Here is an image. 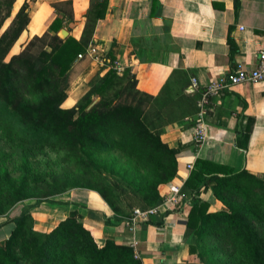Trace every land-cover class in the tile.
<instances>
[{
  "label": "trees",
  "instance_id": "1",
  "mask_svg": "<svg viewBox=\"0 0 264 264\" xmlns=\"http://www.w3.org/2000/svg\"><path fill=\"white\" fill-rule=\"evenodd\" d=\"M14 2L0 0V199L6 193L12 204L29 195L30 179L40 177H29L33 162L28 157L36 150L61 149L75 168L63 165L43 180L44 187H35L40 197L0 222V227L13 224L0 243V264H141L130 245L106 240L99 246L76 211L41 232L33 228L29 208L73 188L97 191L118 217L159 204V187L177 170V149L162 140L161 132L191 118L196 103L181 81L165 82L157 95L138 89L126 65L121 74L107 68L94 76L76 104L63 107L67 71L84 52L83 43L45 32L11 53L28 23L30 1L12 15ZM16 156L19 179L2 164L16 162ZM203 185L223 208L209 210L210 203L197 193ZM185 187L192 194L184 235L203 264H264V178L199 159Z\"/></svg>",
  "mask_w": 264,
  "mask_h": 264
},
{
  "label": "crops",
  "instance_id": "2",
  "mask_svg": "<svg viewBox=\"0 0 264 264\" xmlns=\"http://www.w3.org/2000/svg\"><path fill=\"white\" fill-rule=\"evenodd\" d=\"M29 1V20L11 48L13 53L45 32L72 36L83 43L82 50L95 45L105 62L118 60L128 65L137 88L152 95L159 94L167 81H181L196 103L207 85L226 80L237 62L255 66L257 51L264 48V0ZM23 2L15 0L12 15ZM55 4H59L57 9ZM55 18L59 21L53 23V30L50 24ZM63 29L64 37L60 35ZM107 68L77 55L67 71L62 106L75 105L89 90L91 79ZM192 78L197 85H192ZM196 111L194 104L191 118L167 125L161 133L162 140L177 149V170L159 187V195L163 198L177 187L179 209L162 205L158 214L129 229L123 218L130 212L114 216L97 191L73 188L52 201L33 204L29 208L33 228L49 232L76 211L99 246L106 240L130 245L141 264H202L191 238L184 235L192 194L185 187L191 172L186 165L207 159L233 172L246 169L264 178V83L240 82L212 94L204 115L206 136L199 145L193 137ZM197 193L210 203L209 210L223 208L208 186H199ZM12 228V223L0 227V242Z\"/></svg>",
  "mask_w": 264,
  "mask_h": 264
},
{
  "label": "built area",
  "instance_id": "3",
  "mask_svg": "<svg viewBox=\"0 0 264 264\" xmlns=\"http://www.w3.org/2000/svg\"><path fill=\"white\" fill-rule=\"evenodd\" d=\"M88 56V58L92 61L99 62L102 65H105L106 68H113L118 74L124 70L126 64L113 60L110 62H105L103 57L98 56V50L95 45H89V47L85 50V52H81L78 54V58H83ZM128 66V65H127ZM262 82L264 83V48H261L257 51L256 54V63L255 66L249 68L245 65V62L239 61L235 64L232 72L228 75L227 79L220 78L217 82H213L207 85V88L201 93L199 98L196 101L197 111L193 117L195 122L193 127V137L194 142L199 145L202 143L206 136V124L204 121V115L206 113V105L209 102V98L212 94H216L223 87L238 84L240 82ZM192 85H197V81L195 78H192ZM186 167L188 170H192L194 168V164L189 162ZM179 189L173 188L169 194L164 196L160 203L154 206H150L148 208H134L130 214L123 218L126 226L129 229L134 228V225L140 221H148L150 217L159 213L160 207L162 205H167V208L174 210L179 209L181 206V198ZM135 257L139 258V255L136 251H134Z\"/></svg>",
  "mask_w": 264,
  "mask_h": 264
},
{
  "label": "rangeland",
  "instance_id": "4",
  "mask_svg": "<svg viewBox=\"0 0 264 264\" xmlns=\"http://www.w3.org/2000/svg\"><path fill=\"white\" fill-rule=\"evenodd\" d=\"M8 21H6L7 24ZM11 53L13 51L11 50ZM97 100V98L94 99V102ZM162 133V132H161ZM2 141V140H1ZM0 141V142H1ZM33 145L30 146V148ZM33 156L30 158L28 157L32 162V169L30 170L31 173H29V177L31 178L33 173H37L40 175L39 178L30 179V193L26 197L22 198L19 201H16L12 204H10V198L6 193H2L1 199H0V222L4 220L5 218H9L10 216H13L21 211V208L29 203H33L37 197H40V192H38V189L35 187L37 186H45V182L43 180H49L53 174L60 173L62 166L64 165L67 170H74L75 168V162H68L65 160L63 151L61 149L56 148H50L45 147L43 150H40V152L34 151L32 154ZM17 160L16 162H2L3 166H5L13 179H19L18 177L22 174V169L19 168L20 160L16 156L14 158ZM79 173L78 171L76 174ZM56 195L49 197V199L54 198ZM1 244L3 243L0 242ZM211 243L213 244V240H211ZM202 263V262H201ZM203 264V263H202Z\"/></svg>",
  "mask_w": 264,
  "mask_h": 264
},
{
  "label": "water",
  "instance_id": "5",
  "mask_svg": "<svg viewBox=\"0 0 264 264\" xmlns=\"http://www.w3.org/2000/svg\"><path fill=\"white\" fill-rule=\"evenodd\" d=\"M60 35L62 36V37H64L65 35H66V30H61L60 31ZM94 103V101L89 105V106H91L92 104Z\"/></svg>",
  "mask_w": 264,
  "mask_h": 264
}]
</instances>
